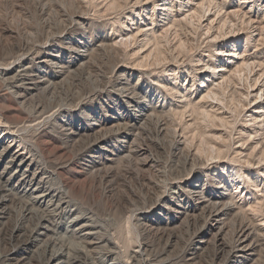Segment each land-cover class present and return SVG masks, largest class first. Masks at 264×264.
Instances as JSON below:
<instances>
[{
	"label": "bare ground",
	"instance_id": "1",
	"mask_svg": "<svg viewBox=\"0 0 264 264\" xmlns=\"http://www.w3.org/2000/svg\"><path fill=\"white\" fill-rule=\"evenodd\" d=\"M74 1L77 7L87 2ZM100 1L106 11L126 4L141 8L115 20L118 40L108 37L99 44L122 60L87 93L112 101L109 89L121 103L96 124L87 112L72 120L67 107L87 98L81 91L76 99L72 92L59 95L72 75L89 71L79 46L68 49L72 58L66 60L51 51L54 44L32 43L37 37L26 29L22 42L5 45L0 53V239L8 242L0 264L32 258L36 264H264V191L254 196L259 178L264 185V56L249 51L250 42L264 45V4L260 9L259 0H239L237 8L227 0ZM258 8L260 20L254 14ZM72 18L77 26L88 19L79 13ZM236 22L246 29L241 38ZM195 38L201 41L197 48L206 47L197 58L190 55ZM82 43L85 48L88 42ZM180 56L194 63L188 72H197L190 88L178 84ZM147 74L149 84L143 81ZM148 131L155 136L154 149H163L157 139L167 140L163 164L141 138ZM111 138L116 149L109 150ZM68 147L76 148L70 158ZM124 159L136 168L129 174L143 198L130 200L121 221L112 207L98 212L83 205L62 180L89 174L111 185L115 166ZM153 205L164 208L162 226L147 223ZM136 227L158 235L159 244L135 236Z\"/></svg>",
	"mask_w": 264,
	"mask_h": 264
},
{
	"label": "rangeland",
	"instance_id": "2",
	"mask_svg": "<svg viewBox=\"0 0 264 264\" xmlns=\"http://www.w3.org/2000/svg\"><path fill=\"white\" fill-rule=\"evenodd\" d=\"M44 1L45 0H38V1L37 0H9V1L8 0H0V4H1L0 5V22H1L0 23V29H6V30L9 31L8 34H2V35L0 34L1 35L0 36V53L2 51V48H5V45H9V44L15 43V42L18 43L19 40H20V42H22L24 40L23 39L24 38V35L26 34V33L24 34L23 32L26 29H27V31L28 30L31 31L34 34L33 36L36 35L35 37H37L36 40L34 39V41H36V42H32V43H35V44H38V45H40V44L41 45H43V44L49 45V43L50 44H54V45L51 46V51H53V52H55V50H56V52L60 51L61 53H63V56L65 57L66 60H69V59L72 58L71 55L68 54V53H71V52L68 51V49L71 48V46L72 47H75V48H77V46H79L78 49H80V51H79L80 52V56H82L80 58L81 59H84V60H87V62H88L87 64H89V66H88L87 69L89 71L86 70L87 71V72H85L86 74L85 73L84 74H81L80 73V76H79V73H78V75H72L71 76L72 79L70 80L71 83L69 82V84L62 89V91L59 90V92L61 91L59 93V95L61 94L60 95L61 98H64L67 95V93L69 94V93L72 92V94L74 93L73 94L74 95V98L75 97L77 98V96L79 94H81V93H82L81 96H87V98H85V100H83L79 106L73 104V106L67 107L68 108V111L72 115V120H74L76 122H78V121H80V120L83 119V112H85V113L87 112V114H89L91 116V120L90 121H94V123L95 122L97 123L96 118H100V117L101 118H104V117H106L111 112L113 114V112H116V110H117V106H118L117 104L121 103V101H119L121 99H119V97L115 96L111 92V90H109V89H108V91L110 93L109 92H107V93L109 94V97L112 99V101H109V98L106 97L105 95H101L99 97H96L94 94H90V96L88 95V93L91 91V88L94 87V86H96V84L99 85L100 82L102 81L101 80V78H102L101 77V74H103V73L105 74L104 71H106V72L108 71L109 72L111 70L112 66L114 64H116L119 61V59L122 60L120 58V57H122L120 55V53L117 54V53H112L110 51L109 52L108 51L107 52L106 51H103V50H101V48H99V44L102 42V40L104 38L105 39H109L110 38L111 39L110 42H115L116 40H118L119 39V33H118L119 32L118 31L119 30V27L117 26L118 25L117 24L118 22L115 23V20L120 19L121 21H123V20H125V18L123 16L126 13H128L130 11V9H136V11H137L141 7H140V5H137V7H135V6H131V4H130V6H129V4H128V6L126 4V5H124V7L122 9L106 11V10H104V8H105L104 7L105 2H101L100 0H96L98 2V6H99L98 8L95 5L97 3L95 0H93V1L92 0H89V1L86 0L87 1L85 3L86 8L83 5H82V7H81V5H78L79 7H77V4L78 3L76 1H74V0L73 1L71 0L72 2L70 0H49V1L46 0L45 2L47 3L46 4L47 6L45 5ZM58 1H60V2H58ZM62 2L63 3L65 2V3L63 4ZM226 3L227 4H230L232 6V8H237L238 3H239V0H227ZM263 4H264V0H259L258 1V7L260 9H261L260 6H263ZM43 5L46 6V7H48V9L50 11L47 8H45ZM42 7H44L45 9L42 8ZM72 7H73V9H72ZM246 8H248V7H246ZM259 8L256 9V10L254 9V12H255L254 14H255L257 20H260L262 18V15H263L262 10H260ZM46 12H50L51 13V14L49 13L50 17H49V15H47ZM74 13L75 14L76 13L77 14L79 13V15H84L85 17H87L88 18L87 19V22L84 23L82 26H77L76 24L74 25L73 18H72L75 15ZM101 13H103V14H101ZM60 14L61 15L64 14V15H62V17H61ZM51 15H52V18L53 19L55 18L54 20L51 18ZM69 15L71 17H69ZM89 18H90V20H89ZM14 19H16V20H14ZM68 20H70V21H68ZM21 21H22V23L25 22V24H22ZM44 21H46V22H44ZM237 21H239V20H237ZM8 22L10 23V25H9ZM16 22H20L21 24L20 23L17 24ZM59 22H61V23H59ZM14 23H15V25H14ZM7 24H8V26H7ZM67 25H69V26H67ZM5 26H6V28H5ZM240 26H242V27H240ZM32 27H34V28H32ZM235 27L236 28H234L235 29L234 32L235 31H238V34L240 35L239 37L240 38L243 37L244 36L243 33H246V29H244V26L241 23L239 24V22H238L235 25ZM17 28H19V29H17ZM182 31L185 32V29L182 30ZM45 33H47V34H45ZM13 35H14V37H13ZM110 36H112V37H110ZM198 39L199 38H195V40H194V50L190 53V55L193 54V56L196 57V58L199 57L201 55V53H203V52L206 51L205 50L206 47H204V43H202L203 45H200V47L197 48L198 45H199V43L201 44V41L198 40ZM85 40L88 43H87L86 47L84 48V45H83L82 42L85 41ZM97 45H98V47H97ZM86 49H87V51H85ZM249 51L251 53L252 52H257V51L259 52L260 51L258 54H259V56L263 57L264 56V45L261 44V45H258V47H257V46H255V43L254 42H250ZM89 52H91L90 57L88 56V57L83 58V56H85V54L86 53H89ZM109 54H110V56H109ZM190 55H188V56H190ZM188 56H186V57L185 56H180L179 59H178V64H175V65H177V72H178V75H179L178 84L182 85V87L184 85V87L190 88L191 85H192V83H193V80L192 79H195V81L197 80L196 79L197 78V76H196L197 75V72H195V73L193 72L191 74L190 73V70H189V72L187 71L188 66H190V67L193 68V64H194L193 62H192L193 63L192 65H190L191 63H188V61H187L188 60ZM183 57H185V58H183ZM183 61H184V63H183ZM170 65H172V66H170ZM170 65H169L170 66L169 68H171V67L174 68L173 64H170ZM122 68H123V66L120 67V69H122ZM87 73H89V74L87 75ZM97 73H99V74H97ZM82 75H83V77H82ZM106 75H109V73L108 74L106 73ZM77 76H79V77H77ZM146 76H147L146 78H143L144 79L143 81H144L145 84L147 82L149 84V80L148 79L151 76H149V74H147ZM85 78L87 80L88 79L89 80L87 81V80H85ZM136 78H137L136 76L132 77V83L135 82ZM171 80H173V77L171 78ZM96 81H99V82L97 83ZM92 83L95 84V85L93 86ZM90 86H91V88H90ZM80 91H81V93H79ZM75 92L77 93L76 94L77 96H75ZM104 94H106V93L104 92ZM81 96H78V97H81ZM6 102H7L6 104H9L10 103L8 100H6ZM86 103H87V105H86ZM149 134L150 133L148 131V132L145 133V135L143 134L141 138L145 137L146 140H147L146 142L147 143L149 142L150 145L152 146L153 143H155V141H152L151 139H153V137H155V136H152L151 137V134L150 135ZM78 136L79 135L76 134L75 137H78ZM27 138H29V136H27ZM110 140H111V142L109 141L110 143H108V146L107 147L109 148V150L110 149H116L115 144L112 145L114 147L111 146V143H114L115 139L114 138H111ZM158 141H160L159 143H161L163 149H164V147L166 148L165 144H167V140H165V139L161 140L159 138V139H157V142ZM164 141H166V142L164 143ZM162 142H163V144H162ZM161 145H160V147H161ZM41 146H40L41 149L42 148H46V147H43V145H41ZM153 146H155V145H153ZM153 146L151 147L152 150H155L154 152H157L158 154L160 153L159 155L157 153L156 154L158 155V157H160L159 159L162 162V164L165 163L167 161V158L165 160L163 158L167 157V148L164 149V150H166V153H165V151H163V149H154L155 147L153 148ZM69 148L72 149V150H70ZM73 150H74V152H76L75 151L76 148L73 149V147H68V149H66V151H68L69 153L67 152V154H66V151H65V154L66 155L69 154L68 157L70 158V157H72L73 154L75 155V153L73 152ZM159 150H160V152H159ZM113 151H116V150H113ZM45 152H46V149L45 150L43 149L42 155H44ZM70 154H72V155H70ZM45 155H44L45 160L49 162L51 160V157L49 156V154L47 152L45 153ZM125 160L126 159H124L121 162L118 161L119 164L118 163L116 164V166H115V174H114L115 176L113 175V177L115 179V182L113 184H111V185L109 183H106V181H101V177L99 175H98L99 177H96V175L86 174L87 175L86 176L84 174L83 175H78V173H71L70 175L71 176L73 175L72 176L73 178L71 177L72 179H70L71 180L70 181L71 183L69 182L70 176H68V175H67V177L65 175L64 179H62V180L63 181H66V182L68 181L67 183L69 185L71 184L70 186H71L72 192H74L73 194L76 196V198L78 200L80 199L79 201H81L83 205L90 206L91 208H93L94 210H97L98 212H100L99 210L102 209V208H104V207L107 210H108V207L109 208L112 207L113 210H114V212L116 211V213H115V214H117L116 217L117 218L119 217V220L121 218L124 219L125 216H126V213H128L127 212L128 211L127 209H128V207H130V203H129V202H131L130 200H132L133 197H134L135 199H133L132 202L133 201L135 202L137 200L136 201L137 203H139V202L141 203V200H142L141 198H143V197H140V196H143L142 195L143 192L140 191L141 190L140 186L137 185L138 183L135 181V178L132 177V175L129 174L130 172H132V173L133 172H136V168H135V166L131 165V164H133L132 162L130 164L128 162L129 160H126V161ZM242 169L245 171V167H243ZM133 170H135V171H133ZM67 178H68V180H67ZM199 178L201 179L200 176H199ZM200 179H198V181H200V186H202L201 185L202 184V181ZM257 183H258V187L256 189H258V191H257L256 195H254L255 197L261 196L259 194H262V192L264 191V185H263L262 178H259V181ZM72 184H73V188H72ZM205 189H207V187H205ZM208 189H209V187H208ZM137 192L138 193L140 192L139 193L140 195ZM131 193H134V194H131ZM130 197H131V199H130ZM138 198H140V199H138ZM121 202L122 203L124 202V203L121 204ZM125 203L127 205H125ZM116 206H118V207H116ZM114 207H115L116 210L114 209ZM125 207H127V209ZM152 207H153L152 209H154L153 210L154 212H153V215H151L150 217H148L147 223H151V224H153L155 226H162V225H164L165 223L163 224V221H161V218H164V215H163V212H164L163 209L164 208H163V206L162 205H160V206L153 205ZM122 208H124L125 211H123ZM117 209H119V212L120 213L121 212L122 213L125 212L124 214L121 213L122 214V217H120L121 214L118 213ZM121 209H122V211H121ZM164 220H166V219L164 218ZM142 228L143 227H141V228L136 227L133 230V233L135 234V236H139L140 238H148V239H150L152 241H155L154 242L155 245H158L159 244V236L156 235L155 233H153L152 231L151 232H146L144 230L145 228H143V229ZM202 236H203V233H199L197 238H200ZM3 243L4 244L6 243L5 245L7 247V243L8 242L5 241V240L0 239V252L3 251L2 250L3 247H4L3 246L4 245ZM192 246H195V245L193 244ZM262 261L264 262V258H263ZM199 262L200 263L202 262L203 264H205L204 260H201ZM36 263H37V258H32V259H30V262H28L26 264H36ZM200 263H198V264H200Z\"/></svg>",
	"mask_w": 264,
	"mask_h": 264
}]
</instances>
